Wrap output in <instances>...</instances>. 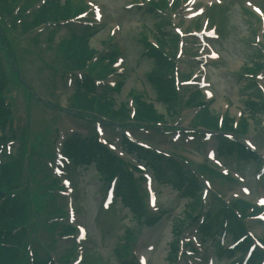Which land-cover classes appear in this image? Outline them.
Returning <instances> with one entry per match:
<instances>
[{"label": "rangeland", "instance_id": "1", "mask_svg": "<svg viewBox=\"0 0 264 264\" xmlns=\"http://www.w3.org/2000/svg\"><path fill=\"white\" fill-rule=\"evenodd\" d=\"M42 1L0 0V61L6 79V87L2 93V99L7 113L6 119L4 116H0V122L3 121V125H0V142L8 139L5 129L10 131L14 126L16 129L10 136L14 139L9 141V146H4L2 161L8 159L10 162L20 163L21 165V161L24 158L26 160L31 156L34 159L31 160L33 162L32 167L28 165L29 161L26 160L27 162L24 164V167L26 165L27 167L24 175L25 180L32 187L29 189L28 194L33 201L32 210L37 219L43 217V213L41 209L36 208L34 202L38 195V191L35 189V181L46 182L42 179V173L47 170H41L43 165L41 156L35 152L29 154L30 149L31 151H40L39 146L51 145L52 147L55 146L56 151L59 152L63 135L70 136V134L74 133L75 136L72 137L82 138L88 134H94L93 126L95 127L96 124H99L102 128L100 138H105L117 153L125 156L126 159L133 160L130 157L131 155L121 152V136L125 130L130 131L127 124L136 128V123L142 120L137 114L140 101L154 102L157 112L163 115L162 120L155 121V124H153V120L142 121L140 123L153 124L152 126L155 129L161 128V130H166L168 125L171 128L182 127L188 129L191 126L200 128L199 125L210 127L211 121H209L208 125L202 122L207 117L210 119L214 118L216 122H222L221 129L235 130L245 135L248 134L244 136L246 138L243 137L244 142L254 145L262 156L259 160H264V118L260 123L249 118L245 94L248 91L243 87L244 83L250 80L255 82V79L239 77V74L246 72L258 74L264 68V52L259 50V59L254 58L256 54L253 49L255 43L264 46V36L262 37L261 31L263 23L260 22L259 17L254 12L246 14L247 0H201L199 3L198 7L204 9V12L200 16L204 20H209L208 26L215 27L216 29L218 27L217 31L221 35L219 38L209 40L210 48L209 50L206 48L205 51H209L212 55L215 53L218 58L209 59L206 63L189 59L187 56L193 53V51L196 52L195 49L198 42H196V45H192L193 42L191 41L198 39L197 36L193 35V20L188 19L187 14H184V1L188 5V0H176L180 4V8L176 13H172L169 20L173 24V27H179L185 33L182 36L185 41V44H183L185 55L181 58L178 57L177 50L179 49H176L173 42L167 41L168 43L164 45L161 42V49L168 52V54L170 52L173 56L172 58H178L181 63L179 64L181 71H193L192 76L206 75L207 80L211 83L209 88L213 92V97L206 98L209 100V107L196 114H194L192 105L179 107L177 105L174 111L167 112L162 103L156 100V92L149 84L148 73L152 66H154L155 59L145 53L146 43L144 44V41L149 38L153 39L154 31L156 30L154 29L155 19H162L163 16L158 15L154 17L153 14L144 12L141 8L135 6L131 8L126 7V5L137 1L145 3L146 0H92L102 8L103 18L98 23L91 25V30L97 29V31L92 35L88 44L90 48L96 49V51L90 55V58L85 61L84 65L97 55L98 52L107 53V47L110 49H117L119 47L121 53L119 56L117 53L115 59L117 62L111 65V67L114 66L116 71L106 79L105 83L115 84L118 81L123 82L119 86V91L109 90V93L115 98V109L123 108V115L112 114L110 110L100 112L97 109L98 104L95 103L94 112L113 119L106 118V120H103L102 118L100 120L102 122L99 123L76 118L69 115L71 113L64 111L69 110V104L73 106L77 104L75 97H71L74 85L70 83L76 76L64 73L63 77L60 76L52 79L50 76L51 66H57L65 70L67 66L74 67L76 60L73 61L69 58L65 59L62 56H57L54 48L60 38H64V35L67 36V32L71 27L77 29L79 25L65 24L57 27L59 24L54 25L52 21H58L62 18L53 20L50 17L48 20L37 23L38 16H36L35 10L42 4ZM215 1L219 3L223 2L219 7L225 9L224 12L217 6L216 9H213V7L208 10L211 2ZM250 1L264 8V0ZM68 2L71 11H75L81 7L82 2L87 4V0H69ZM48 11L51 13L52 8ZM88 18H92L91 12ZM169 20H167L168 23L170 22ZM48 22L52 23L48 24ZM34 23L37 24L33 26L39 25L37 26L38 28L45 25L58 28L59 31L55 32L56 35L51 43L53 49L45 41L47 35L43 37L40 35L33 38L27 37L30 32L38 29L37 27L32 28L30 26ZM66 26L69 27L66 29ZM109 28L113 30L111 32L114 33V37L110 35ZM28 31L30 32L26 33ZM171 31L176 32L174 28H171ZM257 34H260V38L256 36ZM155 36L158 35L155 34ZM3 39H6V43ZM58 45L61 46L60 44ZM252 60L254 61L251 62ZM203 63H205V68L200 66L196 68ZM97 65L103 64L99 62ZM15 66L19 70L21 69L26 82L32 85L34 91L47 102H42L38 98L39 96L35 97V95L30 94L28 90L24 89V86L18 79ZM58 71L59 74L62 72L61 70ZM259 76L264 88V69ZM183 85H186V83H183ZM187 86L190 87L192 85ZM104 88L102 87V90ZM184 93V90H181V95H184ZM184 99L183 97L182 101ZM243 117H247L248 119L244 121L242 120ZM225 122H228L226 126H224ZM117 124H123L127 128L123 130L116 126ZM229 125L233 129H229ZM53 128L58 129V132L62 135L59 137L58 132L50 133L49 135L50 129L52 130ZM134 128L132 130L135 137L181 157L197 171L211 178V183L208 184L207 182L209 194L205 200H210V193L215 191L220 193L226 201L232 197L243 196L233 201V205L239 210H242L240 202L253 203V201L259 202V200H264V185L262 182L254 179L255 176L253 175L256 167L253 164L247 163L242 165L233 159L236 158L235 155L232 158L223 155L222 158L227 163V166L219 165L216 162L215 138L219 139V134L214 135L215 138L212 137L207 142L201 140V138L191 139L175 132H171L167 138H163L164 132L163 134H159L156 133V130L146 132L137 131ZM23 129L24 134L22 139L24 141L21 139L22 136L19 135ZM230 137L232 138V136ZM44 138L46 139L45 142ZM73 141H76V139H73ZM68 165V163H64L63 169L69 172L59 176V178L61 180L65 177L69 178L72 191L69 195L60 194L59 200L54 198L51 202L65 204L66 210L69 213L62 223L72 222L75 225L84 227L87 237L83 240H63L56 236L57 239L55 241L57 242L51 245L53 255L57 260L59 259L62 264H80L78 261L65 262L66 250L75 245L77 256L80 255L81 257L83 253L85 257L88 254L91 257V259L82 264H99L101 262L118 264L119 260L124 257L118 259L116 251L120 247H123V244L129 243L131 245V241H125L126 239L124 238L128 236V231H130L131 234H137L138 236L137 247L139 254L155 246L153 250L147 251L150 253L149 264H169V246L173 242L174 222L177 218L184 217L186 208L190 203L187 198L182 197L172 187L171 183L158 181L155 178L153 189L156 192L157 198L154 203H151L149 202L150 185L147 182H143L141 189L144 194V201L147 205H151V207H161L163 210L161 220L155 225L149 226L144 221H137V218L133 217V213L129 208L124 206L126 199H121L119 194H117L113 200L114 202L107 210L103 208L102 200L108 191L109 180L107 178L110 177H106L108 174L105 175V173L103 175L101 171H97L93 163L86 166L84 164L76 165L73 161L72 164ZM222 172H229V175H223ZM48 173H51V169L47 171ZM234 176L236 178H233V182L230 178ZM64 190L66 192L69 191L67 188ZM124 192L127 195L126 191ZM72 211L75 212V219H73ZM197 220H192L190 224L194 226ZM250 222L249 230L251 235L254 237L263 236L264 225L253 221ZM62 227H65V225L59 224L58 230ZM30 236L38 240L37 245H43L45 249H49L46 245L50 243L55 235L54 233L52 234L49 228H44L42 224L39 225L36 220H33ZM227 238H231V236L227 235ZM203 246L202 248L204 249L198 247V251L207 249L208 255H211L212 239L207 237L203 242ZM193 257L194 255L189 254L182 261L186 262L188 259H193ZM229 262L230 260H226L224 256H217L216 254L214 264H228Z\"/></svg>", "mask_w": 264, "mask_h": 264}, {"label": "trees", "instance_id": "2", "mask_svg": "<svg viewBox=\"0 0 264 264\" xmlns=\"http://www.w3.org/2000/svg\"><path fill=\"white\" fill-rule=\"evenodd\" d=\"M69 0L61 1L56 0L55 2L50 3L46 7L42 8L37 12L38 22L43 20H48L49 17L53 20L66 18L71 15L73 12L69 7ZM64 2V3H62ZM164 4V0H160L159 2H153V5L161 6ZM52 8V12L49 13V9ZM51 15V16H50ZM34 23L30 25H36ZM166 23L165 19H159L158 23H156V27ZM27 24V22H25ZM91 38V34L84 36H72L70 39H65L62 42L60 50L65 55V58L76 60V65L74 67H81L84 65L85 61L90 58L96 49L90 48L88 44ZM167 42H174L169 36L165 37ZM6 43V39H3ZM146 43V44H145ZM168 43V42H167ZM145 46H150V43L144 41ZM65 49H64V48ZM149 56L155 59L154 66H152L151 70L148 73V81L152 88L155 90L157 95V101L162 103L167 112H172L175 110L177 106V97L176 90L173 83V80L169 77L171 75L172 63L167 59L166 55L162 53L161 50H158L151 47ZM254 58L259 59V54H256ZM252 60L251 62H253ZM169 73V74H168ZM119 83L117 90L119 91L121 84ZM254 81L250 80L249 82L244 83L243 85L249 86L253 85ZM6 87V79L3 71V67L0 61V116H6V109L2 103V93ZM83 91H78L75 95V99L77 100L76 107L86 110V111H94V104L97 103V109L100 112H105L106 110H110L112 114H117L118 116L123 115V108L115 109V98L112 97L111 93H105L103 95H97L94 92V85L91 79H87L83 85ZM79 89V90H82ZM247 99H249V118H252L253 121H262L264 118V97L259 90H255L247 95ZM138 117H141L140 122H146L149 120H153V124L157 121H161L163 115L158 113L154 102L150 101H140V107H138ZM248 119L247 117H243L242 120ZM156 121V122H155ZM211 121V126L217 128V122L214 118H206L202 123L207 124ZM148 124V125H153ZM228 122L224 123L226 126ZM246 124V122H245ZM247 125V124H246ZM245 125V126H246ZM229 129H233L231 125L228 126ZM231 149L237 148L244 153V149L242 146L237 145L236 143H232ZM70 150L73 152L76 161H81L82 163L95 162L97 170L102 173H106L107 170H110L113 166V159L100 145L94 142L92 139L89 140H81L79 146L75 147L74 151L72 148ZM141 154H145V157L149 159V163L154 166L157 170V159H154L152 154L144 153L140 151ZM171 163H167L168 169L171 171L176 170L178 175L172 177L178 182L174 183L178 186H182L183 182L187 183V186L184 189V195L190 198V203L186 208V213H184V218L187 217L190 213L194 211L199 201L198 194V186L195 183L194 179L189 178L184 173L181 172L178 168L176 169L173 161H169ZM121 183L123 193L124 190L127 193L126 200L129 202L130 206L133 208L134 216L139 219L142 215V210L138 208L137 204V192L132 184V180L128 176L125 171L121 173ZM22 176H21V165L20 163L7 161L2 168L0 169V264H26L28 261V254L26 251V245L30 243L29 240V229L28 224L31 221L33 216V201L29 197V187L21 191H17L12 193L13 189L22 186ZM40 186V185H39ZM41 188H45L43 186L38 187L39 193L36 196L34 202H44L47 196V192L45 190H41ZM17 190V189H16ZM5 192V193H4ZM245 211V207L242 208ZM226 211V210H225ZM230 222L229 229L236 236L238 233H242L244 231L243 224L239 217L233 212L230 211ZM184 218H177L174 222L175 230L177 233L181 230ZM217 220L210 221L208 224L204 226L205 230H209L211 227L215 226V222ZM130 231H128V236L130 237ZM175 250V249H174ZM38 252V251H36ZM174 252L171 255V259H173ZM36 258L33 261V264H45L47 258L41 257L39 252L36 253Z\"/></svg>", "mask_w": 264, "mask_h": 264}]
</instances>
